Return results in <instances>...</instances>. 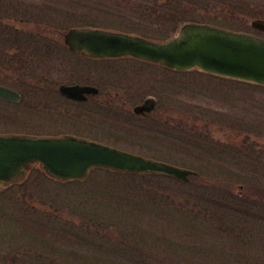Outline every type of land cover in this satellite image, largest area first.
<instances>
[{
  "label": "rangeland",
  "instance_id": "rangeland-1",
  "mask_svg": "<svg viewBox=\"0 0 264 264\" xmlns=\"http://www.w3.org/2000/svg\"><path fill=\"white\" fill-rule=\"evenodd\" d=\"M115 1L123 0H0V35L25 14L17 5L25 2L33 4L34 43L45 40L43 26L57 34L60 26L77 24L72 18L83 21V11L106 27L134 29L101 11ZM160 1L176 4L186 20L234 30L251 31L250 19L264 17V0ZM137 27L152 37L173 32L165 24ZM56 36L48 40L55 47L51 55L33 51V73L58 84L77 77L75 62H86L67 53L60 58ZM101 67L113 71L119 64ZM125 68L119 72L142 84L143 95L156 92L173 104L175 128L146 122L129 140L134 143L117 145L194 169L198 177L183 181L98 168L85 181L69 183L32 170L23 184L0 193V264H264V87L142 61ZM24 106L20 116L0 104V130L60 133L57 120L49 122L55 126L35 121L22 115Z\"/></svg>",
  "mask_w": 264,
  "mask_h": 264
},
{
  "label": "flooded vegetation",
  "instance_id": "flooded-vegetation-1",
  "mask_svg": "<svg viewBox=\"0 0 264 264\" xmlns=\"http://www.w3.org/2000/svg\"><path fill=\"white\" fill-rule=\"evenodd\" d=\"M17 5H19L18 9L20 7L21 10H25V14H21L19 19L12 20L14 22L13 29H10V33L6 34L7 36L0 35V84L16 90L20 95V100L12 101L0 98V104L13 107L14 111L17 110L20 116L21 106L24 104L22 115L28 112L35 121L47 122L51 126L55 125L49 124V122L56 123L57 120L60 134H73L93 140L99 139L117 147H119L117 143L119 144L121 140L134 143L129 140L136 134L143 132V123L150 122L152 125L154 123L163 125L168 123L170 128L173 127L172 124L175 120L173 118V104L170 101L167 102L164 98L161 99L160 94L156 92L143 95L144 88L142 84L131 79L129 74L124 73L129 71H124L127 70L125 67L128 62L147 61L130 55L93 57L73 51L65 44L64 35L66 30L62 28L63 26H60V32L57 34L55 28L43 26L44 38L42 39L45 40L34 43L30 16L33 4L25 2ZM40 5L45 7L44 4ZM104 6L102 12L110 16L114 14L122 20L130 21L135 28H139L137 26L151 28L158 24L172 25L173 32L170 35L177 30L181 23L185 22L178 15L176 4L161 2L160 0H123L121 2L105 3ZM81 15L84 17L83 21L78 22L76 18H72L77 24L69 28L110 29L154 41H163L170 36L152 37L149 32L138 31L135 28L132 30L113 29L97 23L95 14H92V12L83 11ZM63 18L66 17H61V19ZM18 22L19 25H16ZM23 24H25L24 28ZM246 32L264 37V30L262 29L252 28L251 31ZM59 33L60 58L67 53L70 56L85 60L86 63L81 64L83 66L81 67L79 63L75 62V67L78 68L77 77L66 82L60 79L59 83L56 84L47 82V76L42 72L40 76L34 75L33 51L51 55L55 47L50 46L48 40H54L57 37L56 35L59 36ZM125 60L126 62H123ZM114 62H118L119 69L110 71L106 69L112 67H101L103 64ZM87 65L89 67L85 69L84 67ZM89 68L90 71L85 74V70ZM60 69L61 67L59 68V74ZM135 70L140 71L137 73L141 76L145 69L138 68ZM119 71L124 72L120 73ZM146 85L150 86L151 83L147 82ZM142 105L144 107L138 111V106ZM11 117L17 118L15 114H12ZM170 128H164V130ZM0 133L30 134L17 129H4L0 130ZM103 138L110 141H104Z\"/></svg>",
  "mask_w": 264,
  "mask_h": 264
},
{
  "label": "water",
  "instance_id": "water-1",
  "mask_svg": "<svg viewBox=\"0 0 264 264\" xmlns=\"http://www.w3.org/2000/svg\"><path fill=\"white\" fill-rule=\"evenodd\" d=\"M250 23L264 29V19ZM65 43L89 56L130 54L180 71L198 69L264 86V38L211 24L185 22L164 42L104 29L70 28ZM0 98L19 101L20 95L0 84ZM143 107L138 106V111ZM32 161L41 162L49 175L61 180H81L96 166L182 180L193 173L188 168L73 135L0 134V189L23 179Z\"/></svg>",
  "mask_w": 264,
  "mask_h": 264
},
{
  "label": "trees",
  "instance_id": "trees-1",
  "mask_svg": "<svg viewBox=\"0 0 264 264\" xmlns=\"http://www.w3.org/2000/svg\"><path fill=\"white\" fill-rule=\"evenodd\" d=\"M39 169V168H38ZM37 169V170H38ZM99 169H102V170H105V171H109V170H107V169H103V168H99ZM111 172V171H110ZM139 176H145V175H147V176H157V174H152V173H146V174H138ZM193 176H195V177H198V174L197 175H193ZM192 176V177H193ZM25 182V181H24ZM24 182H20V183H18L17 185H21V184H23Z\"/></svg>",
  "mask_w": 264,
  "mask_h": 264
}]
</instances>
